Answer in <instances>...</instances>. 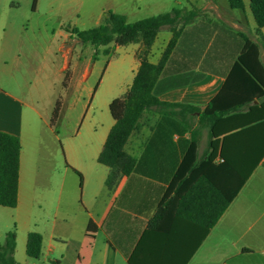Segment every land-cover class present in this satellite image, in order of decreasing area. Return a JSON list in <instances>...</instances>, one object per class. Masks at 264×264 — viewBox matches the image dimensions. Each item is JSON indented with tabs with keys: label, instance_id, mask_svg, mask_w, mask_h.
Returning a JSON list of instances; mask_svg holds the SVG:
<instances>
[{
	"label": "crops",
	"instance_id": "obj_1",
	"mask_svg": "<svg viewBox=\"0 0 264 264\" xmlns=\"http://www.w3.org/2000/svg\"><path fill=\"white\" fill-rule=\"evenodd\" d=\"M19 1L0 0V16H12L21 7ZM219 1L37 0L33 8L34 0H31L34 14L43 10L49 21L59 17L69 22L59 25L64 38L72 37L74 29L85 31L79 28L87 24H93L90 29L96 28L104 13L110 11L126 16L129 23L173 9H196L199 16L183 27L154 89V95L169 105L147 110L124 148L136 160L134 171L128 176L117 172L108 184L111 170L101 165L98 158L115 121L103 112L94 115V123L89 128L91 138L82 154L67 156L65 184L69 181L70 185L67 183L65 189L69 188V199L64 204L60 199L56 202L48 219V229H40L43 219L36 216L31 198L38 183L36 148L44 119L36 103L29 100L31 94L18 95L4 89L10 80L21 86L19 81L25 78L21 69L25 53L20 46L0 45V132L17 136L21 142L18 205L14 209L0 207V237L17 230L14 257L19 264L29 263L24 251L26 254L31 232L42 235L41 258L47 247V264H264V157L208 234L202 226L173 213L161 222V228L149 229L164 199L177 196L175 192L170 194V188L188 158L199 165L195 170L197 179L211 175L215 182L217 179L223 182L226 193L227 170L216 169H222L224 164L220 148L213 157L210 130L200 124V113L172 106L182 104L204 111L226 88L242 52L245 39L240 28L245 24L256 29L250 0L248 6L243 0L244 11L230 6L228 9L225 0H221V5ZM3 27L0 29L6 35L7 28ZM48 28L47 25L43 28L46 34L55 33ZM262 32L264 36V28ZM172 37L168 27L161 29L149 56L152 64L159 63ZM109 47V55L104 52L99 55L107 58V62L95 87L87 82L98 59L90 67L85 64L77 75L75 70L79 68L81 56L72 46L66 48V43L58 49H52L51 43L45 48V67L39 66V62L34 66L40 56L36 49L32 52L33 58L28 60L29 66L34 74H45V80H59L66 92H74L78 98L85 89L93 90V98L102 93L110 106L113 100L124 98L128 93L140 66L137 53L141 44ZM9 57L17 66V74L9 68ZM260 61L264 65L263 51ZM115 64L120 70L127 67V72L110 84L108 70ZM237 141L243 144V140ZM236 154L237 159L246 158L243 151ZM190 176L187 174V178ZM229 191L231 194V184ZM89 225L95 231L88 230Z\"/></svg>",
	"mask_w": 264,
	"mask_h": 264
},
{
	"label": "trees",
	"instance_id": "obj_2",
	"mask_svg": "<svg viewBox=\"0 0 264 264\" xmlns=\"http://www.w3.org/2000/svg\"><path fill=\"white\" fill-rule=\"evenodd\" d=\"M36 2L37 0H34L33 8ZM228 3L231 9L245 10L243 0H228ZM250 10L256 24L258 41L244 37L245 45L222 94L204 111L188 105H172L200 113V124L210 130L213 157L220 148L224 164L222 169H216L222 170L221 172L223 169L227 170L226 193L223 182L220 183L219 179L215 182L211 175L197 179L195 170L199 165L188 158L180 167L170 188V194L175 192L177 196L164 199L149 224L150 230L161 228V222L173 213L183 220L202 226L204 233L208 234L264 157V65L260 61L261 53L264 52V0H250ZM198 16L199 11L196 9H173L166 14L129 23L126 16L110 11L104 13L100 25L96 28L72 31L81 43L90 44L95 53L100 47L110 45L126 47L141 44L137 53L140 66L128 93L124 98L113 100L109 106L115 124L98 158L101 165L111 170L108 184L115 173L120 172L123 176H128L134 171L136 160L128 156L124 148L147 110L161 109L169 105L154 95V89L183 27L192 23ZM164 27L171 30L173 37L159 63L152 64L149 56L159 32ZM104 54L109 55V49H106ZM96 59L94 54V60ZM59 112L57 106L55 120ZM237 140H243V144ZM20 151L21 142L17 136L0 132V207L14 209L18 205ZM240 151L246 153L245 159H237L236 153ZM192 152H195V147ZM76 173L81 177L79 172ZM187 174L191 176L187 178ZM88 230L95 231L91 225ZM16 246L17 234L13 229L6 234L5 242L0 244V264H19L14 257ZM42 248V235L37 232L29 233L27 256L39 260L42 257Z\"/></svg>",
	"mask_w": 264,
	"mask_h": 264
},
{
	"label": "rangeland",
	"instance_id": "obj_3",
	"mask_svg": "<svg viewBox=\"0 0 264 264\" xmlns=\"http://www.w3.org/2000/svg\"><path fill=\"white\" fill-rule=\"evenodd\" d=\"M21 7L17 12L12 13L10 17L0 16V27L7 28V34H3V29H0V45L11 44L13 46L23 47L25 55L22 57L24 66L21 65V69L25 78L23 81H19V84L23 88L17 87L15 81H9L5 86L6 91H12L18 95L21 92L24 94H31L27 99L32 100L40 109L44 123H41L40 130V142L36 148L37 157V172H38V183L36 184L35 193H32V201L35 208V214L38 218L43 219L40 224V229L50 227L48 219H51L52 212L55 208L56 202L60 199L64 204L69 199L70 193L68 189H65L66 175L65 168L67 163V156L73 158L76 155L82 154L86 147V143L91 138V126L94 121L93 116L99 114H110L109 106L106 104V96L99 93L93 98V90L88 92L86 89L81 92L79 98L74 92H66L62 87L59 80H45V74L36 75L32 68L29 66V59H32V52L36 49L39 52L38 61L31 60L34 62V66L45 67L43 60V53L45 48L50 45L52 49H58L59 46L66 43V48L72 46L77 55L81 56V63L79 64L78 70H75L79 75L83 71L84 65L88 67L95 61L94 54L98 59V63L93 70V74L87 85L96 86L98 81L101 79L102 70L106 66L107 58L103 55L106 48L100 47L95 53V49L91 45L78 44L76 35L72 33L67 38L63 37V33L60 30V24H68V21L61 20L59 17L50 18L44 14L43 10L39 13L34 14L31 11L32 2L31 0H20ZM221 5V0L219 1ZM247 6L249 0H246ZM226 7L229 9V3L225 0ZM249 8V7H248ZM143 18V17H142ZM135 21V20H134ZM7 23V25H5ZM47 25L50 31L55 33L46 34L44 32V26ZM94 27L93 24H87L79 29L87 30ZM245 38L252 41H258L255 29L245 24L240 28ZM34 45V47H33ZM111 46V45H110ZM111 47H109V51ZM111 52V51H110ZM32 53V54H31ZM12 57V56H11ZM9 57V68L11 72L17 74V66L12 62V58ZM37 60V58H35ZM26 64V65H25ZM118 64L113 65L109 73V83H113L119 77L118 75L125 74L127 67L121 70L118 69ZM120 70V71H119ZM92 98V103H91ZM57 106L61 111L60 119L57 121L53 117V109ZM91 103L89 111L86 110L87 105ZM60 115V112L59 114ZM46 182V186L43 184ZM50 184V185H49ZM64 187V188H63ZM40 205L42 209L40 210ZM50 222V221H49ZM17 232V230H15ZM18 235V233H17ZM6 234H1L0 243L5 242ZM25 250V249H24ZM44 257L39 260L31 259L27 257L24 251V258L28 260L27 264H43L46 263L48 255V249L45 247ZM20 261H23L19 255ZM23 263V262H22Z\"/></svg>",
	"mask_w": 264,
	"mask_h": 264
}]
</instances>
